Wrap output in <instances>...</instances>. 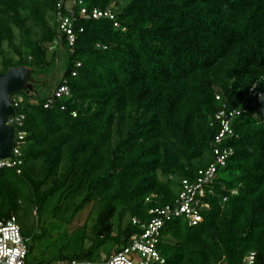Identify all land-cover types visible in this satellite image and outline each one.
<instances>
[{"label": "trees", "instance_id": "16d2710c", "mask_svg": "<svg viewBox=\"0 0 264 264\" xmlns=\"http://www.w3.org/2000/svg\"><path fill=\"white\" fill-rule=\"evenodd\" d=\"M59 1L0 0V73L46 69L63 50L55 88L65 80L70 91L50 104L52 95L12 94L21 98L26 135L17 144L20 172L0 168V218H18L27 205L39 214L50 197L78 194L74 213L90 203L101 209L89 246L64 258L91 259L107 242L120 250L138 230L132 217L144 221L149 208L171 203L180 180L193 181L212 161L216 112L248 101L264 74V0H61L72 44L59 26ZM82 7L113 17H84ZM253 110L234 116L221 143L232 154L217 170L203 220L173 218L161 229L162 264H241L249 251L264 264V121Z\"/></svg>", "mask_w": 264, "mask_h": 264}, {"label": "built area", "instance_id": "2783aa9c", "mask_svg": "<svg viewBox=\"0 0 264 264\" xmlns=\"http://www.w3.org/2000/svg\"><path fill=\"white\" fill-rule=\"evenodd\" d=\"M76 2L79 0H72ZM61 0L57 2V18L62 31L67 34L69 44L74 42L72 33L71 19L63 15L61 12ZM70 13L72 11L70 10ZM80 14L84 17H99L101 15L112 18V13L108 10L101 11L93 9L91 13H87L82 7ZM116 25V24H115ZM80 65L79 62L76 66ZM72 75L76 74V70H72ZM57 86L52 93V96L47 99V103H52L54 98L69 96L70 91L67 83ZM262 83V84H261ZM261 85L264 86V74L260 76L259 81H255L249 87V99L240 107L220 108L215 118L218 121L219 130L212 141V161L208 165L200 167L194 176V180H180V188L176 193L173 201L164 206L151 207L148 210V218L144 221L132 217L131 222L138 225V230L129 236L126 244L118 251H114L104 259H63L57 264H162L165 261L161 254L159 244L161 240V229L167 220L173 218H182L188 225H196L201 222L204 217V212L209 209V196L216 194V178L218 177L217 170L219 167L226 165L228 157L232 154V149L222 146L221 143L233 134L232 122L234 116L252 107L253 117H260L264 121V115L259 111L262 106H257L256 98L262 97ZM219 99V95H216ZM21 98L15 96L12 99V104L15 108V114L9 116L6 120L7 124L14 127V144L11 149L10 156L0 158V168L8 167L15 168L16 172H20L22 164V154L17 144L22 142L26 131L22 129L24 114L17 112ZM63 108V107H62ZM259 108V109H258ZM73 115L75 113L73 112ZM230 193H236L235 189H231ZM226 195L223 196V201L226 200ZM29 238L22 232L16 216L10 215L0 218V264H28L27 257L29 254ZM254 251H249L244 255L241 264L254 263Z\"/></svg>", "mask_w": 264, "mask_h": 264}, {"label": "rangeland", "instance_id": "374dc122", "mask_svg": "<svg viewBox=\"0 0 264 264\" xmlns=\"http://www.w3.org/2000/svg\"><path fill=\"white\" fill-rule=\"evenodd\" d=\"M33 29L38 33L36 27H33ZM15 32L17 34V31ZM15 42H19L18 34ZM4 49L5 54L9 57L17 58L6 43ZM64 67L65 52L61 50L56 64L43 70L35 69V78L38 82L33 83V91L36 93L37 98L41 99L52 95L55 86L63 75ZM220 175H223V173L220 172ZM79 196L78 194L73 195L70 199L61 200V203H59V194H56L47 200L43 211L39 214L30 205L25 206L17 213L22 231L29 238L28 264H57L60 260L65 259V255L80 252L89 246L92 228L101 206H94L90 203L74 213V206L80 199ZM113 221L114 228L117 230L120 222L117 218H114ZM125 221L126 217L121 222V226L125 224ZM113 250L112 244L107 242L94 251L91 260L104 259L113 253Z\"/></svg>", "mask_w": 264, "mask_h": 264}, {"label": "water", "instance_id": "95a60500", "mask_svg": "<svg viewBox=\"0 0 264 264\" xmlns=\"http://www.w3.org/2000/svg\"><path fill=\"white\" fill-rule=\"evenodd\" d=\"M36 71L27 65L10 66L0 73V158L10 156L14 142V127L6 123L9 116L15 114L11 95L19 92L33 91Z\"/></svg>", "mask_w": 264, "mask_h": 264}, {"label": "clouds", "instance_id": "9594fccd", "mask_svg": "<svg viewBox=\"0 0 264 264\" xmlns=\"http://www.w3.org/2000/svg\"><path fill=\"white\" fill-rule=\"evenodd\" d=\"M12 99H13V96L11 95V101H12ZM13 105V104H12ZM14 135H15V133H14ZM15 137V136H14ZM13 144H14V142H13Z\"/></svg>", "mask_w": 264, "mask_h": 264}]
</instances>
